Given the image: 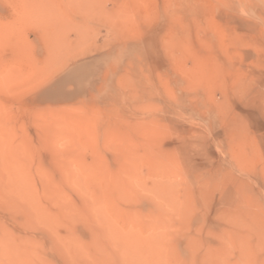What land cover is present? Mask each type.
I'll return each instance as SVG.
<instances>
[{
    "label": "rangeland",
    "instance_id": "374dc122",
    "mask_svg": "<svg viewBox=\"0 0 264 264\" xmlns=\"http://www.w3.org/2000/svg\"><path fill=\"white\" fill-rule=\"evenodd\" d=\"M0 264H264V0H0Z\"/></svg>",
    "mask_w": 264,
    "mask_h": 264
}]
</instances>
